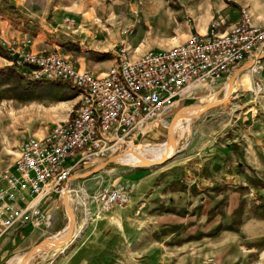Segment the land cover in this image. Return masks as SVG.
Masks as SVG:
<instances>
[{
    "label": "rangeland",
    "instance_id": "rangeland-1",
    "mask_svg": "<svg viewBox=\"0 0 264 264\" xmlns=\"http://www.w3.org/2000/svg\"><path fill=\"white\" fill-rule=\"evenodd\" d=\"M230 4L241 19L245 8L255 14L250 11L252 20L264 15V0H230ZM185 6L183 0H0V70L7 72L0 76V172L34 132L45 126L50 131L71 120L78 106L72 112H54L51 108L65 105L72 88L33 80L31 69L19 64L14 51L18 53L25 43L36 54L84 50L99 60L115 62L116 49L123 43L101 46L109 35L107 29L115 25L116 30V23L124 18L136 19L137 29L125 35L133 47L138 41L153 49L171 47L177 44L178 33L191 25ZM175 26L176 32L171 33ZM48 43L54 44L51 50L44 47ZM131 53L135 55L136 49L131 48ZM259 58V72L252 71L250 77L243 74L241 82L236 79L228 101L192 117L186 131L175 134L176 150L166 163L150 168L111 163L88 178L70 179L67 189L76 215L72 244L58 251L41 248L28 264L77 261L89 234L104 225L110 243L90 264H264V219L255 212L264 199V93L254 88L264 76V54ZM246 62L215 88L180 102L143 138L115 156L79 167L73 177L136 147L168 143V127L175 115L223 101L224 88ZM51 116L54 123L47 120ZM109 187L120 189L128 200L105 211L99 194ZM42 207L51 215L50 226L12 231L0 242V264H16L31 248L67 230L71 217L64 194L46 200ZM233 220L240 223L239 231L224 230Z\"/></svg>",
    "mask_w": 264,
    "mask_h": 264
},
{
    "label": "built area",
    "instance_id": "built-area-1",
    "mask_svg": "<svg viewBox=\"0 0 264 264\" xmlns=\"http://www.w3.org/2000/svg\"><path fill=\"white\" fill-rule=\"evenodd\" d=\"M242 14L229 30L216 17L207 33H192L179 44L139 56L123 43L103 75L77 68L67 53L36 54L25 43L14 51L19 64L31 69L33 80L66 84L80 101L71 120L26 140L16 159L0 172V242L24 227H49L51 215L42 203L63 195L79 167L117 155L153 131L180 102L215 88L244 62L254 59L250 70L257 72L262 59L256 53L264 54V26L252 23L248 9ZM137 23L124 34H133ZM254 88L264 93V76ZM99 198L105 211L128 200L120 189L110 187Z\"/></svg>",
    "mask_w": 264,
    "mask_h": 264
},
{
    "label": "crops",
    "instance_id": "crops-1",
    "mask_svg": "<svg viewBox=\"0 0 264 264\" xmlns=\"http://www.w3.org/2000/svg\"><path fill=\"white\" fill-rule=\"evenodd\" d=\"M183 1L186 4L185 8L188 7V11H186V14H187L188 19L190 20L191 25L190 27L186 28L185 32L180 31L178 33V37L180 41L178 40L176 42L177 44L185 41L187 37L192 33H200V34L207 33L212 20L216 17H220L223 19L225 23L224 29H227V30L231 29L234 25L239 23L241 20L240 13L231 7L230 0H183ZM250 11L253 15H255L252 12V10ZM171 17L173 18L172 15H170V18ZM176 18L177 19L179 18L180 20V16L175 15V19ZM136 22H137L136 19L134 21H131L128 18H124L116 23L118 25L116 27V30H115V25L112 28L107 29L106 31L102 30V32L103 31L108 32L109 35L105 36L104 38L105 41L101 43L102 44L101 46H104L105 48H109V47H113L114 45L116 46L121 43H126L132 49L134 48L136 49L135 56H137L138 54L139 55L143 54L147 50L153 49L152 47L153 45H149L148 47H146V45L141 44L140 41H138V43H136L134 47L130 44L128 40L130 37L125 36L124 34L125 29H122V28L123 26L132 25ZM252 23L257 26H264V15H261L259 18L253 17ZM137 26L138 25H136L134 31L137 29ZM174 29L175 31H171ZM170 31L171 33L176 32V26L175 28L170 29ZM145 33L140 38V40H142ZM139 45H141L142 47H140ZM53 46L54 44H50V43L44 44V47L50 48L49 50H51ZM36 51L39 52V50L37 49ZM63 53H67V52H63ZM67 54H70V53H67ZM70 55L72 56V60L75 63L77 68L82 69V70H90L96 75L105 74L107 71H109V69L114 64L113 60H106V59L99 60L97 55H94L92 52L87 53V51H84V50L71 53ZM260 55H262L261 50H258L256 53V57H259ZM250 61L252 60H248L246 64L249 63ZM103 65H105V69L101 68V66ZM246 72L250 73V76H251V72L249 70L245 71V73ZM245 73H241L238 76V78L240 77L239 79L237 78L239 82H241L240 80L243 74ZM237 85L238 83L236 84V86ZM69 97L70 98L67 99V101L65 102L66 103L65 105L63 104L60 106L53 107L51 109L56 113L57 112L59 113V111L63 109L69 110L70 112H72L73 108H75L78 105L80 98L78 97L77 92L74 90H72L71 93H69ZM52 116H53V113H52ZM52 116L47 119L49 123L50 122L54 123L56 121L55 117H52ZM66 118L64 119V121L67 120ZM48 131H49L48 127L45 126L43 130H40V132H34L33 135L44 136L46 135ZM104 226L105 228L103 229L98 228L96 231H94L93 234H89V237H88L89 240L86 242V245L81 249L83 253L77 259V261L74 260V261L69 262L68 264H90L92 259L102 256L104 254L105 248H107L108 246L107 244L110 243L109 239H107L106 235L104 234L106 230V225ZM69 244H72V243H69Z\"/></svg>",
    "mask_w": 264,
    "mask_h": 264
},
{
    "label": "water",
    "instance_id": "water-1",
    "mask_svg": "<svg viewBox=\"0 0 264 264\" xmlns=\"http://www.w3.org/2000/svg\"><path fill=\"white\" fill-rule=\"evenodd\" d=\"M255 64V60L253 59L252 61H250L249 63H247L246 65H244V67H242L241 70H249L251 69ZM237 71L230 79V83L233 84L238 72ZM226 99H224L223 101H218L215 103H211V104H207L204 105L202 107H204V112L208 111L214 107H217L218 105L222 104ZM182 112V111H180ZM180 112L178 114L175 115V117L172 119V121L170 122V125L168 127V134H169V143H168V148L170 149L172 147V145L175 142V136H174V124L176 123V120L179 118L178 115L180 114ZM235 148L238 149V145H235ZM166 161L164 160H160L158 161V163H154V164H137V163H128V164H124L121 161L118 160L117 157H112L109 160L103 162L102 164H100L96 169L89 171L85 174L82 175H78V176H74L72 177L73 180H80V179H85L88 178L94 174H98L100 172H102L109 164L114 163L116 165H119L121 167H130V168H150L153 167L155 165H160V164H164ZM64 201H65V206L66 209L71 217V221L69 224V229L68 232L63 236L58 238L56 241H52L49 239H46L44 241H42L41 243H39L38 245L34 246L33 248L30 249V251L25 255L24 260L22 261V264H28V262L30 261V259L36 254V252L38 250H40L41 248L44 247H48L51 249H60L66 246V244H68L71 239L74 236V232H75V228H76V215L70 205V196H69V189H67L64 193Z\"/></svg>",
    "mask_w": 264,
    "mask_h": 264
},
{
    "label": "bare ground",
    "instance_id": "bare-ground-1",
    "mask_svg": "<svg viewBox=\"0 0 264 264\" xmlns=\"http://www.w3.org/2000/svg\"><path fill=\"white\" fill-rule=\"evenodd\" d=\"M247 70H241L238 72L236 79L238 78V76L241 73H244ZM250 72L254 71V70H250ZM245 75V76H244ZM243 76L244 77H250V73L246 72ZM235 79V81H236ZM245 79V78H244ZM234 81V83H235ZM234 83L231 84L229 83L228 85H226V87L224 88L226 91V97H225V101H228L230 99V96L232 94V90L234 87ZM215 103V102H214ZM204 112V107H201L200 109H191L188 111H185L183 114H179L178 115V119L176 120V123L174 124V136L175 134L177 135L178 132L181 131H186V128L188 126V124L190 123V119L196 115H200L201 113ZM182 116V117H181ZM186 124H183V123ZM176 142V141H175ZM174 144L172 145V147L169 149L168 148V143H169V139H168V143L160 146H141V147H136L135 149H132L131 151L126 152L122 157L118 158L119 161H121L122 163H124L125 165L128 163H137V164H154V163H158V161L160 160H164V161H168L170 160L173 156L172 154H174L175 150H176V146ZM165 162V163H166ZM69 226L67 228V230L65 229L60 235H58L57 237H55L52 241H56L58 238L63 237L67 232H68ZM58 251V249H56ZM24 260V258H19L16 262V264H22V261Z\"/></svg>",
    "mask_w": 264,
    "mask_h": 264
},
{
    "label": "trees",
    "instance_id": "trees-1",
    "mask_svg": "<svg viewBox=\"0 0 264 264\" xmlns=\"http://www.w3.org/2000/svg\"><path fill=\"white\" fill-rule=\"evenodd\" d=\"M0 52H1V49H0ZM7 72H5L4 70H0V76L4 77L6 76ZM56 83H59L61 84V82H56ZM261 203L256 205L255 206V212H256V215L260 218H263L264 219V199L260 200ZM242 207L240 206L235 212H234V215L237 216L240 214V211H241ZM240 224L238 221L236 220H233V222L228 225L227 227H225L224 230H229V231H235V232H238L239 231V228L236 226Z\"/></svg>",
    "mask_w": 264,
    "mask_h": 264
}]
</instances>
